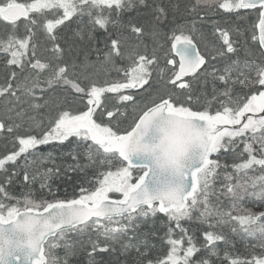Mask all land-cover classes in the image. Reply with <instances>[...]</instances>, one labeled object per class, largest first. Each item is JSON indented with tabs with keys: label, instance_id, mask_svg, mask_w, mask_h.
Wrapping results in <instances>:
<instances>
[{
	"label": "snow or ice",
	"instance_id": "1",
	"mask_svg": "<svg viewBox=\"0 0 264 264\" xmlns=\"http://www.w3.org/2000/svg\"><path fill=\"white\" fill-rule=\"evenodd\" d=\"M0 264H264V0H0Z\"/></svg>",
	"mask_w": 264,
	"mask_h": 264
}]
</instances>
